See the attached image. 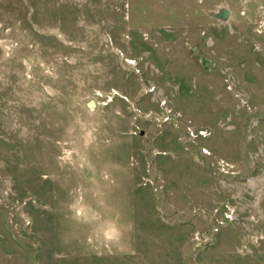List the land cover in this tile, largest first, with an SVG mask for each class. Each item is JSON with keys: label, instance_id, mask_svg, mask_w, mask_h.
<instances>
[{"label": "rangeland", "instance_id": "1", "mask_svg": "<svg viewBox=\"0 0 264 264\" xmlns=\"http://www.w3.org/2000/svg\"><path fill=\"white\" fill-rule=\"evenodd\" d=\"M0 264H264V0H0Z\"/></svg>", "mask_w": 264, "mask_h": 264}, {"label": "water", "instance_id": "2", "mask_svg": "<svg viewBox=\"0 0 264 264\" xmlns=\"http://www.w3.org/2000/svg\"><path fill=\"white\" fill-rule=\"evenodd\" d=\"M221 18L223 20L227 19L228 18V13L225 12V11H222L221 14H220ZM204 67H207V64L204 65Z\"/></svg>", "mask_w": 264, "mask_h": 264}]
</instances>
